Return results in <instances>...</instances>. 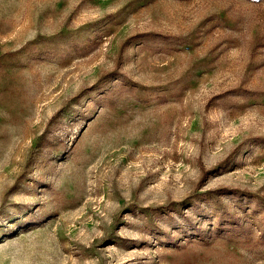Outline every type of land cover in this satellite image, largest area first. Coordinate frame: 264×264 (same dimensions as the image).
Segmentation results:
<instances>
[{
  "label": "rangeland",
  "instance_id": "1",
  "mask_svg": "<svg viewBox=\"0 0 264 264\" xmlns=\"http://www.w3.org/2000/svg\"><path fill=\"white\" fill-rule=\"evenodd\" d=\"M0 264H264V0H0Z\"/></svg>",
  "mask_w": 264,
  "mask_h": 264
}]
</instances>
